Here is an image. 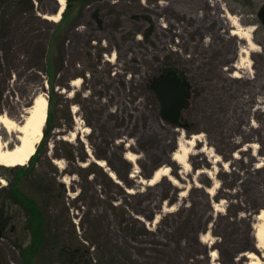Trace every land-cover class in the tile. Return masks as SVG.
Listing matches in <instances>:
<instances>
[{
    "label": "rangeland",
    "instance_id": "rangeland-1",
    "mask_svg": "<svg viewBox=\"0 0 264 264\" xmlns=\"http://www.w3.org/2000/svg\"><path fill=\"white\" fill-rule=\"evenodd\" d=\"M224 1L228 14L254 33L256 22L243 21L241 0ZM181 3L86 0L55 22L43 15L56 12L57 0H34L39 20L30 21L28 11L13 17L9 9L0 19V114L19 123L35 94L42 91L49 99L53 93L49 134L44 137V125L36 147L38 172L65 185L63 198L50 200V236L89 247L93 264H246V252L259 257L264 252L256 246L253 228L255 215L264 209V102L257 82L245 84L264 67V56L254 42L249 63L244 61L241 49L247 45L222 31L234 28L222 10L209 12L217 15L213 22L195 12L204 30L199 40L190 36L194 50H182L183 32L190 30L180 21ZM255 38L264 41V33ZM194 43L209 47L198 54ZM168 66L181 70L188 85L181 114L185 127L161 118L150 86ZM235 71L239 77L232 76ZM75 78L79 85H70ZM0 134L3 141L8 138L1 125ZM196 134L202 136L185 170L171 156L178 141ZM70 151L74 159L67 160ZM128 152L134 161L126 159ZM47 154L53 166L45 164ZM165 165L177 185L167 177L151 185L140 181ZM12 179L11 172L0 170V187ZM109 199L125 207L124 219L119 209L106 211ZM12 208L18 228L0 238V264H19L17 244L28 242L18 226L22 212Z\"/></svg>",
    "mask_w": 264,
    "mask_h": 264
},
{
    "label": "trees",
    "instance_id": "trees-1",
    "mask_svg": "<svg viewBox=\"0 0 264 264\" xmlns=\"http://www.w3.org/2000/svg\"><path fill=\"white\" fill-rule=\"evenodd\" d=\"M6 9L13 11L11 15L13 17L18 12L28 11L31 13L30 21L34 22L38 19L34 13V0H0L1 20L8 14ZM11 33L12 36L14 32L11 31ZM52 96L53 93L49 96L48 106L51 105ZM50 117L51 113L47 112L45 127L49 125ZM48 134L46 127L44 137L48 136ZM39 151V147L36 148L27 165L13 167L0 165L1 171L4 173L11 172L13 176V179L6 187H0V194L4 193L3 195H5L0 199V238H7L9 232L18 228L15 222L18 213L16 209L12 208L13 205H16L22 212L23 217V220L18 224L19 229L25 230L28 235L27 244H17L20 257L19 264H39L42 259L46 260V262H43L44 264H93V257L89 247L75 245L73 241L65 242L61 236L55 234L50 236V228L47 221V212L49 213L53 206H51L50 200L62 199L65 185L58 178H49L45 174L40 173V171L38 172L36 165L39 160ZM65 158L67 160L74 159V156L70 151ZM119 160L127 169H131L129 162L123 159L122 156L119 157ZM45 164L53 166L48 154L45 155ZM150 175L151 173H145L141 176L147 179ZM108 180L116 188L124 190L122 185L114 183L110 178ZM77 195L81 197L82 190L78 191ZM112 201L113 199H109V202L106 203V211L119 209L121 210L120 218L121 220L124 219L123 214L127 213V210L121 205H114ZM248 221L251 224L252 218L248 217ZM53 249H55V252L52 251ZM51 251L54 252L53 258H49V255L52 254Z\"/></svg>",
    "mask_w": 264,
    "mask_h": 264
},
{
    "label": "bare ground",
    "instance_id": "bare-ground-1",
    "mask_svg": "<svg viewBox=\"0 0 264 264\" xmlns=\"http://www.w3.org/2000/svg\"><path fill=\"white\" fill-rule=\"evenodd\" d=\"M59 9L54 14H44L43 17L51 21H59L61 14L64 11L66 2L65 0H57ZM229 20L233 25L231 34L242 38L247 42V46L241 49L242 53L246 55L245 62L249 63L248 54L250 50H253L257 45L252 41L251 36L253 28H242L239 25V20L236 16L229 15ZM112 60V58H111ZM234 67L239 69L242 67L240 63L234 64ZM233 77H239V73L235 71L232 74ZM80 83L79 78H75L70 82L72 86H78ZM48 112V99L44 92H38L35 94L30 102V105L25 110V116L21 122H17L5 114H0V125L8 133V138L3 141L0 136V165L7 167H13L18 165H25L31 156L35 153L37 144L40 142L43 136V127L46 122ZM201 134L191 135L188 139L180 140L176 144V150L172 153V160L181 164L185 170L190 168L188 156L191 153V148L197 141H200ZM256 147L255 143H252L250 147ZM204 151V149H202ZM209 153L212 151L209 149ZM125 157L129 161H134L133 153H126ZM215 161H219L216 157ZM57 163V161H55ZM97 163L102 165V160H97ZM264 165V161L262 162ZM167 177L173 185H177L178 181L171 176L169 166H160L155 170L153 176L149 180H140L142 183L148 185L156 183L160 178ZM3 183L4 181L1 180ZM214 188H210L208 191L212 192ZM254 236L256 239L257 247L264 249V209H261L255 215ZM205 235V234H204ZM207 236V235H205ZM203 240V237H202ZM248 261L246 264H264L261 257L264 258V252L259 257L254 252H246L244 254ZM210 257L216 259V252L211 251Z\"/></svg>",
    "mask_w": 264,
    "mask_h": 264
},
{
    "label": "flooded vegetation",
    "instance_id": "flooded-vegetation-1",
    "mask_svg": "<svg viewBox=\"0 0 264 264\" xmlns=\"http://www.w3.org/2000/svg\"><path fill=\"white\" fill-rule=\"evenodd\" d=\"M183 1H184V4L181 3L183 6L181 8L183 9L184 15H182L183 19H180V21L183 22L184 28H187L190 31H187L185 29V31L183 32L185 37L183 38V42H182V50H190L191 51V50H194V48L191 46V41H189L190 36L193 37V34H194V36L197 37L199 40L201 33H202V30H204V29L200 28L202 22H200L198 17H196L195 12H198V11L204 12V15L206 14L208 16V18L210 17L211 22H213L217 19V15L211 16L209 14V12L211 13L214 11L217 12V11L222 10V11H224V13H221L220 15L225 16L226 18H229L228 8H230V6L228 4L229 2L224 1V0H223V2H222V0H207V1L206 0H198V3L196 5L193 3V0H183ZM241 5H242L241 10H242L243 21L246 23L256 22L255 31H254V33H252L251 39L253 42L259 43V47L261 48L262 55L264 56V41L261 40L259 42L255 38L258 33H264V0H241ZM209 6L212 7L213 9L210 10ZM199 16H201V14H199ZM230 26L233 27L232 23ZM213 29L214 28H210L208 30L213 31ZM192 30H194V31H192ZM226 30H228L229 34H231L232 29H228V26H226L225 29H222V31H226ZM209 31H205V32H209ZM215 33H214L215 38L213 39L214 42H216V38H217V35ZM231 35H233V34H231ZM245 43L247 45L246 41H245ZM194 44H197V43H194ZM208 47H209V45H207L206 48L201 47V43H199V45L195 48H196L198 54L199 53L204 54L205 51H207ZM212 50L214 53L217 52V48H215V45H213ZM234 64L235 63H230V65L233 67H234ZM252 71L256 73V70L253 69ZM161 72L162 73L158 77L159 79L164 75L179 76L183 80V82L185 83V86L188 89V85L186 84L184 78L180 75L182 72L181 70H178L173 66H168L167 68L162 69ZM246 78H247V80H246L245 84L247 85L248 88H250L251 83H254V82L258 83L260 93L262 96V101L264 102V67H261L257 71L256 75L247 76Z\"/></svg>",
    "mask_w": 264,
    "mask_h": 264
},
{
    "label": "water",
    "instance_id": "water-1",
    "mask_svg": "<svg viewBox=\"0 0 264 264\" xmlns=\"http://www.w3.org/2000/svg\"><path fill=\"white\" fill-rule=\"evenodd\" d=\"M85 1L86 0H65V7L68 8L71 5H79ZM151 88L155 92L160 103L161 118L173 126L185 127V124H181V114L187 106L189 91L183 80L176 75H164L160 79L153 80ZM1 139L3 140V138ZM154 172L155 170L152 172L150 178L153 176Z\"/></svg>",
    "mask_w": 264,
    "mask_h": 264
},
{
    "label": "built area",
    "instance_id": "built-area-1",
    "mask_svg": "<svg viewBox=\"0 0 264 264\" xmlns=\"http://www.w3.org/2000/svg\"><path fill=\"white\" fill-rule=\"evenodd\" d=\"M119 0H112V3H118Z\"/></svg>",
    "mask_w": 264,
    "mask_h": 264
}]
</instances>
